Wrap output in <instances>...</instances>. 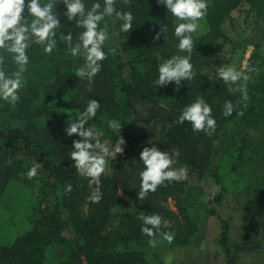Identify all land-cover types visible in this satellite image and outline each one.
<instances>
[{
	"label": "trees",
	"instance_id": "trees-1",
	"mask_svg": "<svg viewBox=\"0 0 264 264\" xmlns=\"http://www.w3.org/2000/svg\"><path fill=\"white\" fill-rule=\"evenodd\" d=\"M93 2L85 0L86 8ZM100 2L103 4V0ZM114 7L133 14V27L128 33L121 32L122 21L115 16L105 18L101 26L106 24L109 35L104 45L107 58L101 62V71L91 83L86 78L73 76L75 65L86 62L83 57L72 56L60 39L61 32L65 35L71 32L75 42L83 29L76 26L75 20L67 22L61 15V25L56 30L57 44L52 52H46L44 44H33L28 50L30 60L22 73L20 101L14 106L0 101V193L16 182L38 188L41 197L38 218L30 229L11 244L0 243V264H46V253L52 247L61 252L56 264H149L141 249L149 239L163 236L143 235L138 216L141 212L160 214L166 209L164 204L170 195L190 194L191 178L206 177L212 178L219 187L208 200L206 215L218 218L222 224L218 245L224 264H239L243 253L257 252L264 247V175L253 174L251 178L241 243L231 242L229 222L220 219L213 204L219 205L226 192L219 168L230 141H236L239 129L259 134L264 128V72L256 81L231 90L218 78L217 72L211 77L205 74V69L218 58L219 38L227 16L242 8L248 19L258 21L264 17V0H208V13L200 21L206 32L201 37L191 34L194 75L190 80H182L178 90L174 84L156 86L154 83L158 64L163 59L187 55L176 48L178 39L173 32L177 21L171 14L166 15V9L157 0H115ZM56 9L62 13L65 6L59 3ZM165 25L167 31L161 33L160 28ZM158 33L159 39H154ZM0 58L7 71L19 70L10 54L2 49ZM253 67L249 62L247 70ZM245 88L247 101L242 99ZM197 97L204 98L213 109L217 126L212 135L193 132L189 122L177 123L181 110ZM89 99L101 103L96 120L89 122L98 123L109 147H115L119 140V134L108 127L110 120L121 122L119 132L124 139L123 153L109 160V167L100 178L101 199L97 203L89 200L97 185L90 186V178L82 177L69 158L72 142L79 137L75 134L67 137L64 132L69 123L68 113L79 114ZM226 101L233 104L229 117L223 116ZM227 126L230 128L224 134ZM246 136L239 137V144L234 143V162L228 172L235 176L239 167L247 168L254 159L259 161V167H264V140ZM152 145L161 151H178L174 167H186L188 179L165 182L155 193L149 192L140 199L139 173L143 164L139 155L143 147ZM34 163L41 167L37 176L29 180L25 174ZM119 184L127 189L126 202L118 193ZM69 186L71 191L67 190ZM84 205L88 206L86 216L81 212ZM113 208L121 210L114 217ZM180 214L186 227L162 229L175 234L172 240L175 244H185L197 231L196 220L189 217L186 208H181ZM113 221L116 228L107 230ZM67 230L71 238L63 236Z\"/></svg>",
	"mask_w": 264,
	"mask_h": 264
},
{
	"label": "clouds",
	"instance_id": "clouds-1",
	"mask_svg": "<svg viewBox=\"0 0 264 264\" xmlns=\"http://www.w3.org/2000/svg\"><path fill=\"white\" fill-rule=\"evenodd\" d=\"M63 3L65 9L58 12L56 6ZM115 0H95L90 8H86L85 0H0V49L10 54L11 60L19 66L18 71L9 72L3 58H0V101L8 105H16L20 101L19 89L23 87L22 73L24 66L29 64L28 50L33 44H44L45 51L51 53L57 44V29L61 25L60 17H66L67 22L75 20L77 27L82 28L73 41V34L60 33V39L68 47L71 55L83 57L85 66L80 68L77 76L86 78L89 83L101 71L102 61L107 58L104 50L105 41L109 39L106 24L102 23L106 17H113L122 21L120 31L128 33L133 27L134 16L128 11H118L114 7ZM158 5L164 6L166 15L177 21L174 24L173 35L178 39L176 48L187 55H173L163 59L157 67L158 77L155 85L167 86L174 82L178 90L181 81L193 78V37L200 28V21L204 20L208 13V0H157ZM31 17V23L28 18ZM167 31V25L160 32ZM159 39V33L154 37ZM254 69L249 68L248 72ZM217 76L225 84H236L239 81H248L249 75L233 66L220 67ZM242 99L247 101L246 88L242 89ZM101 103L90 100L78 114L74 115L71 122L67 123L64 132L67 137L74 134L79 139L73 140L69 158L73 161L76 171L89 179V185H97L94 192L89 196L92 203L101 199L99 190L100 178L108 166V158L116 157L117 153H123V137L120 135L121 122L113 119L108 127L119 134V140L115 147H109L106 141L99 138L103 133L95 130L89 121L97 117ZM213 109L202 97H197L193 102L186 105L180 112L177 123L189 122L193 132L203 131L206 135H212L217 126L216 119L212 115ZM233 113V104L226 101L223 106V116L229 117ZM242 114V113H241ZM179 152L173 150L161 151L156 145L143 147L139 155V161L143 164V170L139 173L140 191L138 197L143 199L149 192L155 193L158 187L164 186L165 182L185 181L188 179L186 167L175 168ZM40 164L34 163L26 172L29 180L37 176ZM71 191V186L68 187ZM142 222L141 233L148 237L162 235L164 240L171 242L174 233L163 231L170 228L168 220L160 214L145 215L143 212L138 216ZM152 247L157 241L150 240ZM171 260V257L168 258ZM167 264V262H166Z\"/></svg>",
	"mask_w": 264,
	"mask_h": 264
},
{
	"label": "rangeland",
	"instance_id": "rangeland-1",
	"mask_svg": "<svg viewBox=\"0 0 264 264\" xmlns=\"http://www.w3.org/2000/svg\"><path fill=\"white\" fill-rule=\"evenodd\" d=\"M199 23L200 28L193 33L195 37H201L206 32V28L202 22ZM218 52V58L205 69L207 76L213 77L212 74L217 72L220 67L233 66L237 70L247 73L250 78L246 82L239 81L236 84H228L229 89L237 90L250 82L256 81L260 74L264 72V17L255 21L247 18L244 9L237 8L233 10L222 25ZM249 62L254 66L253 74H250L247 70ZM84 66V64H76L73 69V76L77 77V72ZM173 84L174 82L169 83L167 86ZM68 114L69 122H71L74 115H78V113L73 111H70ZM91 123L89 122L93 128L103 133L101 138L109 145L106 135L99 129L98 123ZM228 128L230 126H227L224 134H227ZM246 135H249L252 139L262 138L264 140V128L259 134L253 133L246 128L239 129L235 136L236 141H230V145L226 147L223 153L224 157L221 160L219 168L226 192L219 205L213 204L220 219L229 222V238L233 243H241L240 232L241 226L244 225L246 201L250 198L251 178L253 174L264 175V167H259L260 163L255 159L247 168L239 167L236 176L228 172L230 164L234 162V143L239 144V137ZM262 147L264 148L263 143ZM246 148L249 150L248 145ZM262 153L264 154V150ZM113 158H108L106 170L109 167V160ZM255 169L257 170L253 173ZM243 170L245 172L241 174ZM188 189L190 190V194L183 196L170 195L164 204L166 209L163 208L160 215L169 221L170 228L177 229L179 228L178 225L184 228L186 224L182 222L180 214L181 208L184 207L189 217L196 220L197 231L189 237L185 244H175L173 241L168 242L162 237L149 239L141 249L145 253V259L149 264H166V262L167 264H221V256L224 257V255L218 245V238L221 233L222 224L218 218L206 215L208 200L214 193L219 191V187L212 178L206 177L202 180L191 178ZM118 193L125 198V202L128 200L126 198L128 197L126 196L127 189L124 190L120 184L118 185ZM40 201L41 197L38 195V188L31 189L29 185L24 186L16 182H11L6 186L2 193H0L1 244H11L30 229L31 223L38 218V204ZM81 212L86 216L88 206H82ZM111 212L114 217L121 210L113 208ZM115 228V221L106 227L107 230ZM63 236L71 238L72 234L67 230L63 233ZM254 238L257 239V237ZM150 240L157 241L155 247H152ZM169 257H171L170 261L168 260ZM60 258L61 252L59 249L52 247L46 253L45 262L46 264H56ZM239 264H264V247L257 252L243 253L239 259Z\"/></svg>",
	"mask_w": 264,
	"mask_h": 264
},
{
	"label": "crops",
	"instance_id": "crops-1",
	"mask_svg": "<svg viewBox=\"0 0 264 264\" xmlns=\"http://www.w3.org/2000/svg\"><path fill=\"white\" fill-rule=\"evenodd\" d=\"M222 257V259H221V264H223V262H224V257L223 256H221Z\"/></svg>",
	"mask_w": 264,
	"mask_h": 264
}]
</instances>
